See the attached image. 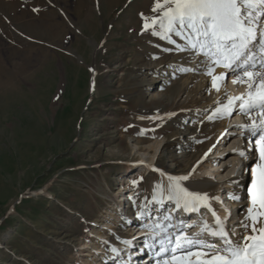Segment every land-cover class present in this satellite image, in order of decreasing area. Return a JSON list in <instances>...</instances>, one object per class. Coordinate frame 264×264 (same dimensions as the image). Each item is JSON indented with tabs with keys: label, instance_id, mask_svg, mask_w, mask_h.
Instances as JSON below:
<instances>
[{
	"label": "rangeland",
	"instance_id": "1",
	"mask_svg": "<svg viewBox=\"0 0 264 264\" xmlns=\"http://www.w3.org/2000/svg\"><path fill=\"white\" fill-rule=\"evenodd\" d=\"M154 2L0 0V264H86L153 218L162 172L194 180L213 160L214 185L199 188L216 194L232 175L222 160L243 118L229 116L234 133L217 142L226 116L208 119L218 100L203 57L144 30Z\"/></svg>",
	"mask_w": 264,
	"mask_h": 264
},
{
	"label": "snow or ice",
	"instance_id": "2",
	"mask_svg": "<svg viewBox=\"0 0 264 264\" xmlns=\"http://www.w3.org/2000/svg\"><path fill=\"white\" fill-rule=\"evenodd\" d=\"M152 11L159 15L149 18L141 14L145 21L144 30L151 29L152 35L175 44L179 51L188 50L202 56L200 63L205 65L204 74L211 77L212 87L217 92L221 91L217 80L222 84L226 72L234 77L233 84L246 85L244 94L232 96L225 93L227 103L214 109L208 119L231 116L238 110L251 120L250 124L238 127L255 138L248 141L245 149L234 150L254 164V167L246 168L251 177L246 193L250 206L245 205L247 211L240 220L239 232L236 228H227L228 210L225 209V215L220 217L212 207L211 201L219 202L220 197L190 191L183 185L187 175L168 177L166 188L159 184L154 186L149 204H162L167 200L174 202L173 211L182 209L185 213L207 208L214 221V226H210L201 219L200 231L193 236L186 235L184 229L195 225L185 221L169 225L175 228L172 233L167 227L161 228L164 237L159 240V250L154 253L160 257L156 264H264V0H155ZM173 35L184 43L176 44ZM217 67L226 72L214 75ZM193 70L197 69H181ZM230 198L240 199L231 195ZM144 208L145 205H141L138 215L146 214ZM163 219L170 221L172 216L166 215ZM144 227L151 229L153 225L145 224ZM205 233L213 240L202 239ZM215 239H219V245ZM111 251L118 254L116 248Z\"/></svg>",
	"mask_w": 264,
	"mask_h": 264
},
{
	"label": "bare ground",
	"instance_id": "3",
	"mask_svg": "<svg viewBox=\"0 0 264 264\" xmlns=\"http://www.w3.org/2000/svg\"><path fill=\"white\" fill-rule=\"evenodd\" d=\"M184 56H189V55H184ZM184 63L186 64V62H184ZM168 64L172 65V63H168ZM188 66H190V65H188ZM94 70L95 69L92 68L93 75H94ZM220 72H226V70L224 68H222V67H217V68H215V72L213 74L214 75H219ZM204 77H203V80L205 79ZM233 78L234 77L230 73L226 72V75L224 77V82L222 84H221L220 80H217L218 84L221 85V91L217 92L215 90L213 93H211V95H212L211 99L212 100H218L217 101L218 104H217L216 108L219 107L220 104H222V103H227V97L222 98V93L223 92L227 91V92H229V95H232V96H238V95L246 93V91H247V90H245L246 89V85H244V84H233L232 83V79ZM228 80H229V83H227ZM209 84H210V88L213 89L211 79H209ZM91 92H92V90H91ZM236 103L238 104L239 102L237 101ZM232 115L235 118L234 119L235 122H237L239 119L243 118V121H242L243 124L244 123H249V124L251 123V120L248 117H246L245 115L239 113L238 110L234 111L232 113ZM228 117L229 116L225 117V121L221 125L220 131L216 134V137L218 138L217 142H219V143L224 142V140H226L228 137H230L232 135V133H234L232 131L234 129L227 128L225 126V124L226 125L228 124V122H226ZM235 135H236V137L235 138L234 137L230 138L229 142H231V140L238 139V141L243 142L241 149H245L247 144H244V141H246L247 139L249 140L252 136L249 133H247L246 130L241 129V128H239V131L235 132ZM235 144H236L235 149H238V145L239 144L237 142ZM234 150L232 149L230 151V155H228V157H226L225 159L222 160V162H224V165L222 166V170L220 171V173L222 174L223 170L228 166V164H229L228 160H231L235 167L239 163V160H241L242 166H241L240 175L238 177H235V176L233 177L232 175L231 176H227L226 180L223 182V186H222V188H228V192H230L231 196H239L240 197L239 200L232 199L230 201L231 207L235 208V211H236L235 217L230 218V220H232L231 222H233V220H234V224L231 227V229L237 227L236 230L238 232V229L240 231V228H239L240 220L245 215L243 213L238 214V210L240 208V205H242V203L245 202L243 193H244V183H245V178H246V166H244V163H245V160H247V159L241 158L238 154H236V151H234ZM222 153H224L222 149L216 151V155H217L216 157H218V155L222 154ZM225 154H227V153H225ZM249 160L251 161V159H249ZM205 162H206L205 164L200 165V166H195L193 168L194 170L196 169L195 174L197 175L196 178H198V179L194 178V180H192V179L185 180L182 183L190 191H198V192H201V193H207L209 196H218L217 195L218 193L217 194L215 193V191L217 192V190H215V189H214L215 191L212 190V192H207V191H202L199 188V187L202 188V187H205V186L212 187L214 185V182L211 179H209L208 177H206V175H207L206 172L209 171V168H211L213 166L214 161L213 160L210 161V160L207 159ZM230 165H232V164H230ZM220 173H217V176H219ZM170 176H173V175L169 174V173H166V172L165 173L162 172V178L159 181V185H161L162 187L166 188V186H167V184L169 182L168 181V177H170ZM218 190H220L219 187H218ZM127 196H129V195H127ZM127 196H125V197H127ZM165 202H167V200H164L162 204L161 203H156V207L153 208V210H154L153 212H155L156 214H154L153 218L151 216L152 219H150V221L148 223H144V224L141 223L139 225L137 230L135 232H133L135 234L137 233V235H135L136 237H134V234H132V235H130V236L125 238V241H130L131 242L130 244H121V245L120 244L119 245H117V244L115 245L114 243L112 244L114 246V248H117V249H122L123 248V250H121V251H125L127 253L126 255L128 256V259L130 261H132L133 264L141 263V261L140 262H136L137 261V257L141 254V252H144L146 250L149 251L150 254H152V257L149 259L148 262H146V264H150L154 260L156 262L157 259H160V257H156L154 255L155 251L159 250V247H160L159 240L164 237V233L161 232L160 229L167 227V231H171V229H172V231L175 230L174 227H171L169 225L175 226L177 224V222H178V220H177L179 218L178 214L181 211L182 212H184V211L181 209L179 211H174V213H173V210H171L170 212H167V215H171L172 216V220L165 221L163 219V217L166 216V212H165V210H163ZM170 203H171V206L169 208L170 209L171 208L174 209V207H175L174 202L170 201ZM211 205L216 211H218V213L222 212L220 206L213 205V204H211ZM123 208H124V206H122V209ZM202 209L203 208H201L199 213L197 214V216L199 217L198 219L195 220L194 219L195 216H193L191 219L188 220L191 223L189 225H193L194 224L195 226L184 229L186 235H193V234H196V233H198L200 231L201 219L206 220L208 225L213 226L212 225V220H211L212 219L211 212L206 208L207 209L206 213H204V211L203 212L201 211ZM118 213H119V211H118ZM171 213H173V214H171ZM195 213H197V212H195ZM122 215H123V218H122V223L121 224L125 225V227H123V228L126 229V223L128 222V226L130 225L131 216H130V214H128L127 211H123ZM218 216H219V214H218ZM236 216H237V219H236ZM193 221H194V223H192ZM145 224H153L154 227H152L151 229L145 228L144 227ZM155 225H159L160 227H155ZM229 225H231V224H227L226 225L227 228L229 227ZM147 232L151 233V238L146 239L145 242H144V245H142V246L137 245L139 243V238L144 233H147ZM101 237L102 236L100 235V238ZM153 237H157V238H153ZM202 239H204V240H213V238L210 237L207 233H205L203 235ZM156 240H157V242H156ZM214 242L216 244H218V245L220 244L219 239H215ZM138 251H139V253H138ZM107 255L108 254H107V250H106L105 247H103V248L96 247L95 254L92 255L93 259L90 260V258H89L85 262H86V264H102L103 261H106V262H111V263L114 264L113 257L111 255H108V257H107ZM146 258H148V257H146ZM133 261H135V262H133ZM121 262H122V260H121ZM107 264H110V263H107Z\"/></svg>",
	"mask_w": 264,
	"mask_h": 264
},
{
	"label": "water",
	"instance_id": "4",
	"mask_svg": "<svg viewBox=\"0 0 264 264\" xmlns=\"http://www.w3.org/2000/svg\"><path fill=\"white\" fill-rule=\"evenodd\" d=\"M97 48H98V47H96V49H95V50H97ZM91 80H92V79H91Z\"/></svg>",
	"mask_w": 264,
	"mask_h": 264
}]
</instances>
